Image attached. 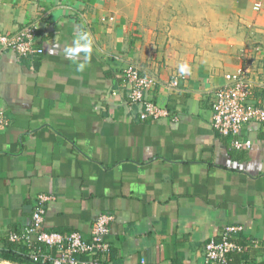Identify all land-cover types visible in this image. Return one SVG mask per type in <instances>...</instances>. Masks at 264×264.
Returning <instances> with one entry per match:
<instances>
[{"label":"crops","instance_id":"0c3cea01","mask_svg":"<svg viewBox=\"0 0 264 264\" xmlns=\"http://www.w3.org/2000/svg\"><path fill=\"white\" fill-rule=\"evenodd\" d=\"M31 23L43 53L0 48V264H28L7 258L6 235L41 192L52 231L89 237L114 214L117 264H205L228 225L258 241L230 264H264V121L243 125L244 149L211 121L212 91L243 67L264 105V0H0V32ZM130 63L157 75L150 96L178 120L127 103Z\"/></svg>","mask_w":264,"mask_h":264},{"label":"built area","instance_id":"2783aa9c","mask_svg":"<svg viewBox=\"0 0 264 264\" xmlns=\"http://www.w3.org/2000/svg\"><path fill=\"white\" fill-rule=\"evenodd\" d=\"M255 9L263 8L262 2L255 3ZM38 26L31 23L14 34L0 32V48L15 54L18 60L34 58L43 53L37 45ZM155 73L146 71L143 66L130 63L124 70L123 89L129 105H137L141 119H158L170 116L165 107L157 104L150 96L151 90L158 84ZM177 76L171 81L178 86ZM253 82L244 67L238 72L228 73L226 82L212 92V125L222 135L232 136V146L236 149L249 148L250 139L240 137L244 124L264 121V105L253 101ZM116 93V92H115ZM178 120L176 115H171ZM9 125L7 107L0 101V128ZM55 196L41 192L36 197L31 222L20 230H10L6 238L23 247L26 258L35 264H117L112 258V244L108 239L110 226L115 220L112 213H102L94 221L90 236L80 231L69 233L52 231L46 227L48 203ZM243 233L241 225L226 226L218 239L205 244V264H230L234 253H244L256 247L258 241L240 239Z\"/></svg>","mask_w":264,"mask_h":264},{"label":"trees","instance_id":"16d2710c","mask_svg":"<svg viewBox=\"0 0 264 264\" xmlns=\"http://www.w3.org/2000/svg\"><path fill=\"white\" fill-rule=\"evenodd\" d=\"M17 247V246H16ZM16 247H14V246H12L11 247V249H10V252H12V250L13 251H15V254L16 255H14V256H7V258H12V259H14V260H17V261H19V262H25V263H28V264H35V263H32V262H30L27 258H26V255L24 254V249H23V247H18V248H16ZM15 249H17V250H15ZM20 250V251H19ZM13 253V252H12ZM113 254V253H112ZM234 255V254H233ZM232 255V256H233ZM113 258V257H112Z\"/></svg>","mask_w":264,"mask_h":264}]
</instances>
